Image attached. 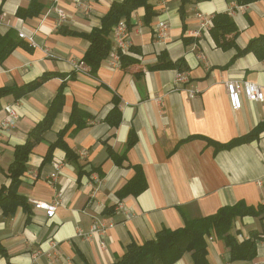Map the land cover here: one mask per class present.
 <instances>
[{"label": "crops", "instance_id": "obj_1", "mask_svg": "<svg viewBox=\"0 0 264 264\" xmlns=\"http://www.w3.org/2000/svg\"><path fill=\"white\" fill-rule=\"evenodd\" d=\"M120 1L40 0L39 16L24 20L16 13L31 0H0V34L12 32L29 47L15 48L0 62V88L25 87L43 74H55L19 98H0V189L11 183L7 171L15 147L26 142L66 84L58 100L61 109L30 154L17 189L29 210L19 206L7 214L0 207V264H116L130 244L152 240L164 228L178 229L239 201L264 205V101L244 99L243 107L233 110L225 86L228 80L264 86V41L257 51H244L264 37V0L245 5L237 0H149L156 11L149 23L141 6L128 26L131 47L125 54L136 63L113 67L105 59L95 76L87 65L76 70L90 46L79 33L101 27L111 4ZM216 13L232 16L239 30L235 46L219 47L221 39L213 37L211 28L199 37L193 34ZM159 23L169 27L165 38L158 36ZM20 31L33 42L20 37ZM161 53L172 60L185 58L189 82L178 89V70L148 69ZM190 86L200 89L196 97L188 95ZM75 105L86 114L85 126L70 128L63 139L86 171L80 180L62 147L45 161ZM115 107L119 124L116 115L109 118ZM255 129L258 134L251 140L231 148L214 144L230 143ZM131 134L135 144L128 148ZM137 167L147 184L139 193L137 185H130ZM52 172H57L54 180ZM32 200L57 202L55 215L48 218ZM97 220L105 221V234L79 235L89 233ZM255 232L261 242L253 260L234 259L223 239L207 236L209 264L264 262V220H234L232 234L239 243ZM173 264H194L192 254L185 252Z\"/></svg>", "mask_w": 264, "mask_h": 264}, {"label": "trees", "instance_id": "obj_2", "mask_svg": "<svg viewBox=\"0 0 264 264\" xmlns=\"http://www.w3.org/2000/svg\"><path fill=\"white\" fill-rule=\"evenodd\" d=\"M202 1V0H197ZM259 0H237L239 5H245ZM144 6L146 8L145 23H149L151 16L156 13L149 0H121L120 2H113L108 12L102 17L101 27L93 29L89 33H79L81 37L86 38L90 42V46L86 51L83 62L90 67V72L93 76L96 75L101 63L105 60L109 51L111 50V41L109 35L113 28L122 20L125 19L127 25L130 27L131 14L137 8ZM43 7L40 0H31L27 7H20L16 15L24 20H30L39 16ZM213 25L211 33L214 38H220L217 43L219 47L227 49L235 46L236 36L239 33L237 25L229 13H216L212 19ZM232 34L233 38L228 39V35ZM264 41V37L255 39L250 42L244 51L256 50L257 44ZM17 47L29 48L28 44L23 40H18L12 32L0 34V62H3ZM257 51V50H256ZM136 63V59L121 52V66L125 67ZM149 70L174 69L179 72H187L190 69L189 64L185 58L172 60L166 53H161L158 56V61L148 66ZM142 72L139 71L137 75ZM55 74H43L36 80L32 81L25 87H3L0 88V98L13 94L17 98L27 94L31 90L41 86L46 79ZM66 84L60 85L57 96L49 108L45 118L40 121L31 130L29 136L24 144L17 145L14 150V159L8 168V177L11 179L9 187L0 189V207L3 208L7 214H14L19 206L29 210V203L27 199L17 192L21 184L22 176L27 172V162L30 154L33 152L36 144L42 141V135L45 131L51 128L53 120L61 109L59 99L63 97V90ZM112 115L118 117L117 123L121 120V113L115 107L110 112L109 118ZM86 114L84 111L78 109L75 105L70 121L67 126L60 131L58 140L49 145L48 153L45 161L49 160L53 151L57 147H62L67 155V159L74 163L77 167L79 180L86 174L83 165L79 162V156L71 150L63 139L64 134L72 127L74 130L81 129L85 126ZM258 129L245 135L237 140L226 144H216L219 149L231 148L237 144H241L251 140L256 136ZM135 144L132 134L129 137L128 148ZM135 182L130 183L131 186L137 185L136 193L143 191L147 184L144 179V174L141 167L136 168ZM130 186L127 189L130 190ZM254 216L260 221L264 220V205L257 206L248 205L245 201H239L235 205L224 206L213 215L202 218L187 220L184 226L178 229L164 228L157 233L156 237L139 245L132 243L128 246L125 254L116 262V264H173L178 261L185 252L192 254L194 264H209L207 255L208 248L206 237L215 233L218 237L223 239L231 248L232 257L240 260H253L258 253V243L261 238L258 233H253L251 238L239 243L232 234L233 222L237 217ZM4 252L3 249H0Z\"/></svg>", "mask_w": 264, "mask_h": 264}, {"label": "built area", "instance_id": "obj_3", "mask_svg": "<svg viewBox=\"0 0 264 264\" xmlns=\"http://www.w3.org/2000/svg\"><path fill=\"white\" fill-rule=\"evenodd\" d=\"M60 14L63 16L62 10H59ZM213 25L211 19L202 20L200 29L193 31V34L199 37L201 31H207ZM157 26V33L159 37H167L169 33V27L166 23H159ZM20 37L27 38L30 42H33V38L28 36L23 31L19 33ZM111 41V50L106 56V60L110 62L113 67L121 66V52L129 53L131 47V40L129 37L128 25L125 20H121L111 31L109 35ZM86 64L80 61L75 64L76 70H80L85 67ZM189 82V75L187 72H180L177 77L176 86L179 89L182 84ZM226 91L229 98V103L233 110H240L243 107L244 99L250 101H264V86L248 81V80H228L226 81ZM186 91L190 97H196L200 89L197 86H190L186 88ZM6 110L9 112L12 118H16V113L11 107H7ZM57 176V172H52L51 179L54 180ZM32 203L37 209H42L46 212V216L51 218L55 215L57 210V202H47L32 200ZM106 223L104 220H97L91 227L90 232L86 233L79 231V235H83L90 238L95 233L105 234ZM258 264H264L258 263Z\"/></svg>", "mask_w": 264, "mask_h": 264}, {"label": "rangeland", "instance_id": "obj_4", "mask_svg": "<svg viewBox=\"0 0 264 264\" xmlns=\"http://www.w3.org/2000/svg\"><path fill=\"white\" fill-rule=\"evenodd\" d=\"M127 23V22H126ZM106 59V58H105Z\"/></svg>", "mask_w": 264, "mask_h": 264}]
</instances>
